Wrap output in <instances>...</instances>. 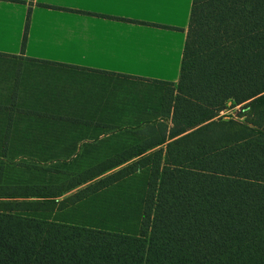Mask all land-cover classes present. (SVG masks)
I'll use <instances>...</instances> for the list:
<instances>
[{
    "label": "trees",
    "instance_id": "1",
    "mask_svg": "<svg viewBox=\"0 0 264 264\" xmlns=\"http://www.w3.org/2000/svg\"><path fill=\"white\" fill-rule=\"evenodd\" d=\"M0 264H264V0H192L176 83L0 53Z\"/></svg>",
    "mask_w": 264,
    "mask_h": 264
},
{
    "label": "crops",
    "instance_id": "2",
    "mask_svg": "<svg viewBox=\"0 0 264 264\" xmlns=\"http://www.w3.org/2000/svg\"><path fill=\"white\" fill-rule=\"evenodd\" d=\"M191 5L192 0H0V53L176 83Z\"/></svg>",
    "mask_w": 264,
    "mask_h": 264
},
{
    "label": "rangeland",
    "instance_id": "3",
    "mask_svg": "<svg viewBox=\"0 0 264 264\" xmlns=\"http://www.w3.org/2000/svg\"><path fill=\"white\" fill-rule=\"evenodd\" d=\"M237 110L235 109V110H232V111H229V113H230V115L231 114H235V112H236ZM228 113V112H227ZM226 114V113H225Z\"/></svg>",
    "mask_w": 264,
    "mask_h": 264
}]
</instances>
